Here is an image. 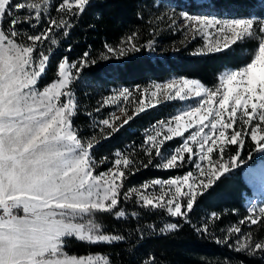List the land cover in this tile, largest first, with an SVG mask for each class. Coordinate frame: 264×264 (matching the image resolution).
Returning <instances> with one entry per match:
<instances>
[{
    "label": "rangeland",
    "instance_id": "obj_1",
    "mask_svg": "<svg viewBox=\"0 0 264 264\" xmlns=\"http://www.w3.org/2000/svg\"><path fill=\"white\" fill-rule=\"evenodd\" d=\"M8 2L0 0V205L16 200L19 206L13 220L0 216V230L9 231L17 220L25 232L37 234L39 229L46 236L40 240L17 230L13 240L0 243V264H109L105 255L75 257L64 255L61 247L68 236L90 242L118 239L101 234L91 221L80 223L76 218L94 209L115 206L124 175L123 162L118 159L111 169L94 172L91 146L78 139L71 125L74 100L66 88L72 78V65L61 63L59 79L42 88L39 81L47 57L36 61L31 48L20 46L2 31ZM88 2L68 0L66 4L82 10ZM208 2L162 3L147 54L175 53L194 44L195 53L213 52L236 42L256 40L259 44L253 59L243 67L226 68L214 88L195 79L170 77L133 93L122 89L113 98L118 107L113 119L124 123L159 103L181 102L173 116L153 128L147 144L159 150L165 142L180 138L178 147L157 152L161 166L175 167L189 152L193 170L149 181L132 192L147 206L176 214L182 210L184 200L192 205L196 194L221 174L240 164L244 166V177L245 171L254 167L263 185L251 187L246 182L252 193L246 195L244 204L255 221L264 210V159L254 164L252 159L239 161L238 155L230 154L226 147L249 136L260 154L264 153V19L221 18L203 14L207 8L189 13L184 7ZM134 49L131 41L113 51L122 55ZM35 242L39 244L33 251ZM24 256L26 260L20 261Z\"/></svg>",
    "mask_w": 264,
    "mask_h": 264
},
{
    "label": "trees",
    "instance_id": "obj_2",
    "mask_svg": "<svg viewBox=\"0 0 264 264\" xmlns=\"http://www.w3.org/2000/svg\"><path fill=\"white\" fill-rule=\"evenodd\" d=\"M67 1L9 0L2 16L6 37L31 48L36 61L47 57L39 81L42 88L59 79L61 63L72 65L66 88L74 100L71 125L78 139L91 146L94 172L111 169L118 159L123 162L115 206L76 218L80 223L91 221L101 234L118 239L90 242L68 236L62 253L105 255L109 264H264V210L251 220L244 202L252 191L244 180L243 165L199 191L192 205L184 200L176 214L147 206L132 192L149 181L193 170L189 152L177 166H161L160 152L178 147L180 138L165 142L159 150L147 144L153 128L173 116L181 102L159 103L124 123L113 119L118 108L113 98L122 89L133 93L170 77L195 79L214 88L226 68L248 64L259 43L247 40L199 53L194 44L175 53L150 56L147 50L155 37V16L162 3L174 0H89L82 10L68 6ZM184 7L189 13L207 8L201 9L203 14L221 18L264 19V0H209ZM131 41L136 47L133 51L122 55L113 51ZM226 150L238 155L239 161L252 159L254 164L264 159L249 136Z\"/></svg>",
    "mask_w": 264,
    "mask_h": 264
},
{
    "label": "crops",
    "instance_id": "obj_3",
    "mask_svg": "<svg viewBox=\"0 0 264 264\" xmlns=\"http://www.w3.org/2000/svg\"><path fill=\"white\" fill-rule=\"evenodd\" d=\"M218 51V50H217ZM14 218V217H13ZM13 218L12 219H8V220H13ZM16 228H18V229H16ZM28 229H30V228H32V227H27ZM38 228V227H37ZM11 229H13V230H11ZM14 229H16V230H14ZM21 231L22 233H24L26 236H28V237H31V238H33V237H35V238H40V240H41V238L42 237H45L46 236V234H44V233H41L40 231H39V229H36V232H37V234L36 233H33L32 234V232L31 231H26L25 232V228H24V226L22 225V222L21 221H19V222H17V220H14V223L11 225V228L9 229V231H7V230H0V243H4V241H11V240H13L15 237H16V231ZM38 230V231H37ZM22 233H19V235H21V236H23V234ZM45 235V236H44ZM33 236V237H32ZM31 242H33L34 240H30ZM32 244V243H31ZM37 244H39V242H35V247L33 248V249H31V250H35L36 251V247H37ZM24 260H26V257L24 256V258L22 259V260H20V261H24Z\"/></svg>",
    "mask_w": 264,
    "mask_h": 264
},
{
    "label": "bare ground",
    "instance_id": "obj_4",
    "mask_svg": "<svg viewBox=\"0 0 264 264\" xmlns=\"http://www.w3.org/2000/svg\"><path fill=\"white\" fill-rule=\"evenodd\" d=\"M245 181L249 184L251 187H262L263 182L258 177V172L254 167H250L245 171L244 174ZM15 211V210H14ZM13 211V215H14ZM13 217V216H12Z\"/></svg>",
    "mask_w": 264,
    "mask_h": 264
},
{
    "label": "built area",
    "instance_id": "obj_5",
    "mask_svg": "<svg viewBox=\"0 0 264 264\" xmlns=\"http://www.w3.org/2000/svg\"><path fill=\"white\" fill-rule=\"evenodd\" d=\"M19 206L16 200L5 201L0 205V216L4 218H12L13 211Z\"/></svg>",
    "mask_w": 264,
    "mask_h": 264
}]
</instances>
